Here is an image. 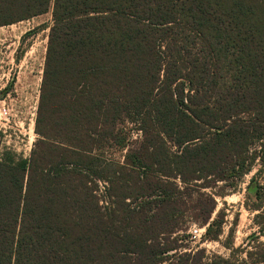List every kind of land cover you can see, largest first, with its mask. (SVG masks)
Returning a JSON list of instances; mask_svg holds the SVG:
<instances>
[{
	"label": "trees",
	"instance_id": "trees-1",
	"mask_svg": "<svg viewBox=\"0 0 264 264\" xmlns=\"http://www.w3.org/2000/svg\"><path fill=\"white\" fill-rule=\"evenodd\" d=\"M49 12L38 138L0 157V264H264L259 184L229 258L180 234L191 214L218 240L203 190L264 168V0H0V27Z\"/></svg>",
	"mask_w": 264,
	"mask_h": 264
},
{
	"label": "rangeland",
	"instance_id": "rangeland-1",
	"mask_svg": "<svg viewBox=\"0 0 264 264\" xmlns=\"http://www.w3.org/2000/svg\"><path fill=\"white\" fill-rule=\"evenodd\" d=\"M51 25L49 12L0 27V107H8L10 114L8 121H0V157L11 152L26 159L38 138L35 119ZM123 127L133 144L140 139L134 125L126 123L120 126ZM113 156L122 161L121 154ZM237 172H231L228 181L211 183L210 188L203 190L216 200L210 223L221 224L220 234L218 240L206 239L208 225L193 221L190 214L180 232L185 237L181 242L190 249H205L208 256L229 258L231 249L226 244L233 249L243 248L259 230L254 220L260 211L253 208L261 201L264 203V195L261 201L255 195L257 185L264 186V168L256 161L249 173ZM218 230L214 229L213 234ZM260 240L264 242V237ZM241 256L244 258L245 254Z\"/></svg>",
	"mask_w": 264,
	"mask_h": 264
},
{
	"label": "built area",
	"instance_id": "built-area-1",
	"mask_svg": "<svg viewBox=\"0 0 264 264\" xmlns=\"http://www.w3.org/2000/svg\"><path fill=\"white\" fill-rule=\"evenodd\" d=\"M9 110H8V107H6V106H2V107H0V121L2 122V121H5V120H7L8 121V119H9Z\"/></svg>",
	"mask_w": 264,
	"mask_h": 264
}]
</instances>
